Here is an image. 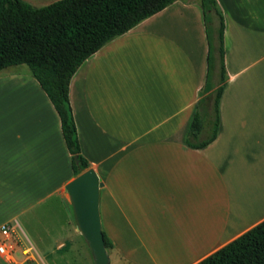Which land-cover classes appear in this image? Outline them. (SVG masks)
I'll use <instances>...</instances> for the list:
<instances>
[{"label":"crops","instance_id":"obj_1","mask_svg":"<svg viewBox=\"0 0 264 264\" xmlns=\"http://www.w3.org/2000/svg\"><path fill=\"white\" fill-rule=\"evenodd\" d=\"M215 1L226 78L206 145L185 141L206 74L198 0H175L143 19L70 78L80 153L102 182L108 264H195L264 220V0ZM19 65L0 70V225L14 231L16 218L48 201L64 213L57 233L34 236L41 253L26 239L27 253L0 255V264L65 263L68 252H84L67 216L70 155L56 111ZM209 81L218 85L216 50ZM211 101L205 94L209 120Z\"/></svg>","mask_w":264,"mask_h":264},{"label":"trees","instance_id":"obj_2","mask_svg":"<svg viewBox=\"0 0 264 264\" xmlns=\"http://www.w3.org/2000/svg\"><path fill=\"white\" fill-rule=\"evenodd\" d=\"M173 1L55 0L33 7L22 0H0V70L11 65L28 66L29 74L56 111L60 132L70 155L72 176L87 169L88 163L80 153L68 100L71 76L103 45ZM197 5L207 44L206 74L198 91L196 110L185 141L193 147H202L216 136L217 103L226 75L222 63L221 12L215 0H198ZM215 50L219 61V81L213 88L209 79ZM207 93L212 96L211 120L201 113L205 109ZM203 132L205 137L201 138ZM102 237L105 248H109L110 241L103 231ZM195 264H264V220Z\"/></svg>","mask_w":264,"mask_h":264},{"label":"water","instance_id":"obj_3","mask_svg":"<svg viewBox=\"0 0 264 264\" xmlns=\"http://www.w3.org/2000/svg\"><path fill=\"white\" fill-rule=\"evenodd\" d=\"M102 182L88 167L72 177L65 185L75 230L84 240L93 264H108L98 211L99 189Z\"/></svg>","mask_w":264,"mask_h":264},{"label":"rangeland","instance_id":"obj_4","mask_svg":"<svg viewBox=\"0 0 264 264\" xmlns=\"http://www.w3.org/2000/svg\"><path fill=\"white\" fill-rule=\"evenodd\" d=\"M213 22H215V19H213ZM18 67L21 70L29 71L28 66L25 64H20ZM63 213L64 210L59 206L57 201H48L34 208L22 217L16 218L15 220L19 225V228L11 233L12 240L16 242L15 249L11 254L19 256L21 254V250L28 246L26 239L29 240L30 244L38 253H41L39 247L34 241V236L36 234L40 235L43 228H47V232L52 231L54 232L53 234L57 233L58 230L56 228L62 222ZM68 215L70 219L73 218L70 204H67V216ZM79 239H82V237L79 236ZM82 243L83 253H77L74 251L68 252L67 255L71 257L70 261L55 264H93L92 258L90 260V252L88 248H86V244H84L85 242ZM31 253H34V251H31Z\"/></svg>","mask_w":264,"mask_h":264},{"label":"built area","instance_id":"obj_5","mask_svg":"<svg viewBox=\"0 0 264 264\" xmlns=\"http://www.w3.org/2000/svg\"><path fill=\"white\" fill-rule=\"evenodd\" d=\"M13 227L9 222L0 225V255L8 256L16 246V242L12 240L11 233ZM22 253H27V249L21 250Z\"/></svg>","mask_w":264,"mask_h":264}]
</instances>
